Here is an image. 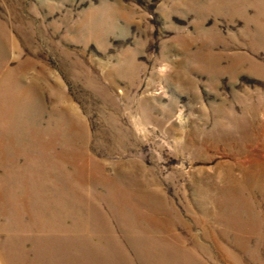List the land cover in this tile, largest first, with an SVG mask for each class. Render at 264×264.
Instances as JSON below:
<instances>
[{
    "label": "rangeland",
    "instance_id": "rangeland-1",
    "mask_svg": "<svg viewBox=\"0 0 264 264\" xmlns=\"http://www.w3.org/2000/svg\"><path fill=\"white\" fill-rule=\"evenodd\" d=\"M0 264H264V0H0Z\"/></svg>",
    "mask_w": 264,
    "mask_h": 264
},
{
    "label": "bare ground",
    "instance_id": "bare-ground-1",
    "mask_svg": "<svg viewBox=\"0 0 264 264\" xmlns=\"http://www.w3.org/2000/svg\"><path fill=\"white\" fill-rule=\"evenodd\" d=\"M258 171H252L251 170L250 172H247L246 174L247 175H251V174L257 173ZM81 177H82V175H81ZM120 196H123V195H120ZM120 202H121V204L119 206V212H120V214H126L127 212L131 211V209L139 208L142 205V202H141V205H138V206L135 205V207H133L132 200H131V194L129 192L126 193L125 197L122 200H120ZM126 217H127V215H126ZM128 223H129V221L126 218L125 225H127Z\"/></svg>",
    "mask_w": 264,
    "mask_h": 264
}]
</instances>
